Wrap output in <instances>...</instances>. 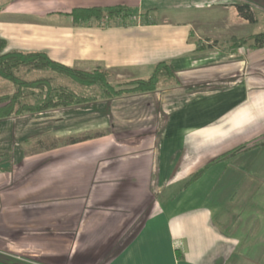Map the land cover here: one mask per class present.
<instances>
[{
    "label": "crops",
    "instance_id": "0c3cea01",
    "mask_svg": "<svg viewBox=\"0 0 264 264\" xmlns=\"http://www.w3.org/2000/svg\"><path fill=\"white\" fill-rule=\"evenodd\" d=\"M241 3L255 22L239 15ZM113 6L135 16L124 25L70 15ZM259 20L264 0H0L5 52H44L66 67L137 79L167 62L174 77L141 94L161 93L158 123L121 124L136 133L130 141L109 132L35 149L36 125L0 120V264H264V213L177 199L203 165L235 160L228 169L246 171L253 162L244 157L264 147V46L231 45L257 34ZM223 184L222 195L239 188Z\"/></svg>",
    "mask_w": 264,
    "mask_h": 264
},
{
    "label": "rangeland",
    "instance_id": "374dc122",
    "mask_svg": "<svg viewBox=\"0 0 264 264\" xmlns=\"http://www.w3.org/2000/svg\"><path fill=\"white\" fill-rule=\"evenodd\" d=\"M256 23L255 32L259 33L262 32V30L264 31V23L260 20ZM96 67L97 66L90 68L82 67L78 68L77 70L91 72ZM107 71L110 73V76L107 77V81L110 83V85L114 86V88L117 87V83H124L132 79H137L128 77L129 75L124 70ZM22 77L27 81L51 77L52 86L65 85L78 95L95 100L89 102V104L68 106L37 114H25L16 117H10L13 119H11L9 123H14L16 125H22L24 123H27V125H36L33 126V128H37V130H41V132H43L42 135L39 134L40 137L33 142L35 149H44L54 145L64 146L70 144L71 140H79L81 142L83 139L88 137V139H94L103 136L104 134H108L109 132L111 133L112 140L116 141L117 143L122 140L124 142V139L126 138H128L127 140L130 141L134 139L131 137H133L132 135H135L136 133L118 131L121 124L123 125L128 121L132 124L138 123L143 125L145 129H150L148 126H150L152 123L153 125L158 123L156 114H153V109H155L153 104L156 103V97L161 95L160 92L147 95L124 94L125 96L121 98L112 100L110 103H105L101 88L98 86L84 87L80 84L71 82L63 75L54 72L40 70L37 72L23 73ZM7 85L12 87L9 82L0 79V94L8 91L9 88ZM167 86L168 82L166 77H161L158 84V89L162 90ZM127 112L131 115L127 116L125 114ZM26 115L27 117L25 119L21 118L22 116ZM104 124H106L107 129L111 130L109 131L107 129H101L102 127H98ZM89 125L98 127V129L87 131L88 128L86 127ZM85 128L86 130H81ZM143 133L148 132H142L140 134L142 135ZM112 134L114 135V138L112 137ZM65 149L66 148L63 147L61 151L63 152ZM244 158H248L250 162H253V164L248 163L246 168L248 167L249 169L246 171L242 170L240 172H236L228 169L231 165L236 164L235 160L234 163L232 160H229L227 163L224 159H218L203 165L192 174H196L197 179L191 181V183L188 185L189 188L187 192L185 194H180L177 199L188 196L190 197L191 201L195 202H197L198 199H202L207 203L218 201L224 206L232 204L239 206H250V208L256 212L260 211V215L262 216L264 213V207L262 206L264 203V147L261 149H251V152L248 153V155H246ZM226 172H230V180L222 179V177L225 178L223 174ZM229 176L227 178H229ZM224 181L225 183L228 181L235 183L237 186H239V188H237L234 192H231L229 195H222L225 191V184H219ZM179 186L180 184L178 185V188ZM76 198L77 197H71V199L74 200ZM53 201L54 198H47L48 203H52ZM64 231L75 232L73 229L66 227L64 228Z\"/></svg>",
    "mask_w": 264,
    "mask_h": 264
},
{
    "label": "trees",
    "instance_id": "16d2710c",
    "mask_svg": "<svg viewBox=\"0 0 264 264\" xmlns=\"http://www.w3.org/2000/svg\"><path fill=\"white\" fill-rule=\"evenodd\" d=\"M239 15L250 23L255 22L251 5L241 3L236 5ZM143 13L141 17H146ZM70 15L75 23L94 20L100 23L107 21L127 24L134 12L125 6H113L106 8H78L71 11ZM253 41L255 47L264 46V31L252 36L250 39H233L231 45ZM6 42L0 38V79L9 82L13 91L0 95V120L25 114H37L57 108L89 104L88 97L78 95L65 85L52 86L51 77L38 78L27 81L23 79V73L45 70L63 75L71 82L84 87L98 86L101 88L104 99H113L124 94H143L155 92L161 77L171 79L173 73L167 62H159L153 68L151 75L145 79H132L124 83H117V87L110 85L107 77L109 71L97 66L91 72L78 71L76 68L66 67L51 61L44 52H5ZM23 71V72H22ZM126 86V87H123ZM89 138V137H88ZM88 138L83 139L88 140ZM80 142L71 140L70 144ZM218 160V159H217ZM186 185L197 179L196 174L191 175Z\"/></svg>",
    "mask_w": 264,
    "mask_h": 264
}]
</instances>
